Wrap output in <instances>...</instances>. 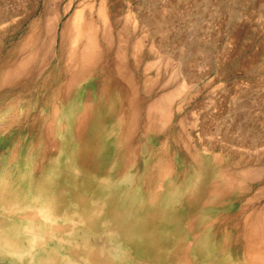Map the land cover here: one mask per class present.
I'll use <instances>...</instances> for the list:
<instances>
[{
  "label": "rangeland",
  "instance_id": "374dc122",
  "mask_svg": "<svg viewBox=\"0 0 264 264\" xmlns=\"http://www.w3.org/2000/svg\"><path fill=\"white\" fill-rule=\"evenodd\" d=\"M39 25L52 27V54L62 46L65 57L100 56L90 75L110 45L128 79L122 88L134 93L121 122L113 109L107 125L130 123L131 138L117 136L136 147L114 146L123 158L112 166L125 171L104 184L78 164L72 133L49 136L48 153L35 157L21 148L22 125L8 132L0 119V264H264V0H0L2 52ZM78 98L38 102V125L60 119L62 129L81 125L92 138L94 117L78 115L86 104ZM145 108L176 143H167L159 178L142 167L159 142L141 147ZM174 146L183 159L176 164ZM247 231L253 236L243 242Z\"/></svg>",
  "mask_w": 264,
  "mask_h": 264
},
{
  "label": "bare ground",
  "instance_id": "6f19581e",
  "mask_svg": "<svg viewBox=\"0 0 264 264\" xmlns=\"http://www.w3.org/2000/svg\"><path fill=\"white\" fill-rule=\"evenodd\" d=\"M43 8H44L43 13H46V15L48 16L49 14H47V13H49V11L47 12V7L46 8L43 7ZM100 11H101V9H100ZM76 13L78 16V12H75V14ZM75 18H76V15L74 16V20H75ZM47 19H49V18L47 17ZM73 26H74V24H73ZM86 27H84V28H86ZM74 28L76 29V27H74ZM80 29H81V27H80ZM92 29H93V27H92ZM84 30H86V29H84ZM87 31H88V29H87ZM95 31L96 30H94V32ZM94 32H93L94 38H92V40H94V39L96 40ZM96 32H98V31H96ZM76 33H77V31H76ZM86 35H87V32H86ZM87 37H89V36L87 35ZM73 39H75V38H73ZM71 42H72V39H71ZM89 42H90V40H89ZM92 43H94V42H92ZM89 44L90 43H88V45ZM106 45H108V44H106ZM4 46L5 45L3 43L0 44V119H2V121H4V122H7L6 128L8 129V132L14 131L13 127L16 126L15 124L19 123L23 126V127L21 126V130H19L20 134L22 135L20 140H19V142L21 143V148L25 151L26 150L31 151L35 157H36V155L40 156L41 153H42V156H44L45 154L48 153V147H50L48 145V143H50L49 142V136L51 137V136H54L56 134H62L64 132L68 131L69 133H72V136L74 137V139L79 143V148L76 151V155H77V162L80 166H82L81 167L82 170L84 167V169L86 168V170H88L89 173L98 174L99 179H101V181L104 184H108V183H110V181H114L119 176H121L122 173H124L125 169L123 167L119 168L120 166L117 168L112 166L113 164L115 165L116 161H118L120 158H123L122 154L118 153L119 151L115 147H117L118 145L119 146L120 145L121 146L122 145L123 146L129 145L130 148H133V146H135L134 142L126 140L124 138V136H123V139L126 141H123L121 139L122 135H124V134L127 135L128 130H132L131 129L132 127H129V128L127 127V126H129L130 123L128 125L125 124L124 126L127 125L126 126L128 128V130H127L126 127L121 125V127L119 129L120 132H119V131L115 130V126L114 127L112 126V128H110L111 125H107V122L109 119L108 118L109 114L113 109H114L113 113H114V116H116L117 123L119 124V122H121L122 119H120V116L123 115V113L125 112L126 108L128 107V103L129 102L131 103V101L128 100L127 96H128V94H131V92L133 90L129 93L130 87H128V85H126L127 86V88H126V86L124 84L125 89L128 90L127 91L128 93H126V92L123 93V90H125V89H123L124 87H123L122 83H123V81L125 83V81L126 80L128 81V79H124L125 78V75H124L125 72H121V70H120L119 65L121 63L119 65L117 64L118 62L116 60H118V58L112 57L113 55L109 51L110 45H108L109 48L107 47V48H104L102 50L104 60H103V63L99 66L101 71L99 69H96V71L92 75L89 74V70L91 68V65L95 66L96 63L98 62V58L100 56L95 55L96 53H88V51H89L88 48L90 47V45L87 48L88 51L77 54L76 59L73 56L71 57L72 51H71V53H68L70 56L68 55L65 57L63 55L64 51H63L62 46H59V48L57 49V52L55 54H52L51 50H54L55 48H54V40L52 37V27L49 25L45 26L44 28L39 25L38 30H32L31 34L24 36L21 39V41L18 42V44L16 46H14L13 48H11L7 51L4 50L2 52L1 50L4 48ZM73 46L76 47L75 44ZM83 46H84V43H83ZM92 46H93V44H92ZM81 48L83 50L85 49V47L84 48L81 47ZM70 49L73 50L72 48H70ZM84 51H86V50H84ZM114 52H113V54H114ZM117 54H119V53L117 52ZM98 55H99V53H98ZM114 56H115V54H114ZM116 56L119 57L118 55H116ZM90 59H92V60L89 61ZM120 59L121 58H119V61H120ZM122 62H123V60H122ZM126 73H128V72H126ZM126 75H129V74H126ZM102 77H103V79H105V81H104L105 84H102L101 87L99 85L96 86L97 85L96 82L101 80ZM128 77L129 76H127V78ZM132 84H134V83H132ZM82 85H84V88L81 91L82 93L80 92L79 98H78V95L75 92ZM131 88H132V86H131ZM46 90H49L48 95H45V94L43 95V93ZM87 92L89 94H87ZM132 93H134V92H132ZM132 96H130V97H132ZM77 98L79 99V102L83 103V104L86 100V104H84L86 106V109H85L84 105L79 106V107L77 106L78 107L77 109H79L78 115H83L85 110H86V113L88 111L94 117V119H93L94 136L92 138H84L82 136V133H81L82 126L81 125H78L77 127L72 126L70 128V130L67 128H66V130L64 128L62 129L60 127V125L58 124V123H60V119H51L50 118V122H49L48 121L49 119L47 118L46 121L44 122L45 126L43 128L38 125L37 122L40 121L42 115H44V112H41V111L36 112L34 114L35 111H33V110L38 106V102H44V104L46 106L47 105H49V106H54V105L66 106L72 99L73 100L71 102H76ZM134 99H135L134 101L137 100L136 98H134ZM146 106H148V105H146ZM152 106H153V103L151 105V108L154 109L153 107H155V106H153V107ZM156 106L159 109H161L163 107V105L160 106L159 103L156 104ZM164 106H166V105H164ZM166 107H168V106H166ZM32 111H33V113H32ZM147 111L148 112L151 111V113L149 112L150 118L148 119V117H147L144 120V123L142 124L140 131H138V133H137L139 135L141 141H142L141 147H144V145L147 141H148V144L151 143V141H155V140H159V142L155 141L158 143H157L156 150H154L153 152H151V151L153 150L154 146L151 147V149L149 148V151H147L148 147L144 148L143 152L147 151V152H145V156H146V153H148V154L142 160V167L144 170H146L148 166H149V168L153 167L152 170H147L149 177L152 178L155 176L156 178H159L158 175H160V174H158V171H157V170H159L158 167H160L162 165L163 159L165 156H166V158L169 159L168 152L166 151L167 150V143L172 142L173 145L176 143L173 141H167L166 140V137H165L166 134L161 133V132H163V131H161V130H163L162 129L163 127L160 126L161 127L160 128L159 126H157V123H156V122H159L160 119H155V118L152 119L151 114L153 111L151 109L147 110ZM162 112L163 111H161V113ZM164 112H166L165 109H164ZM167 112L169 113V109ZM135 113H136V111L134 112V114ZM52 116H53V118L60 117L59 111L53 112ZM126 116H123V117L126 118ZM159 116L160 117L162 116L164 118L163 115H159ZM166 117H168V116L166 115L165 118ZM166 119H168V118H166ZM126 120L127 119H125V122H126ZM16 122H18V123H16ZM126 123H128V122H126ZM135 123H136V125L132 123V126L134 125L136 128H138L140 126L139 122H138V118H137ZM122 124H123V122H122ZM104 132L107 135V138L105 137L106 139H103ZM118 132H119V135H121L120 138H119V136H117ZM129 133H130V131H129ZM174 133H176V132H174ZM109 135H110V137H109ZM128 135L131 138L132 133H130ZM128 135L126 137H129ZM130 138H127V139H130ZM170 138L173 139L174 134H172ZM33 141L35 143H33ZM53 141H54V139H53ZM136 145H138V144H136ZM113 148H115L118 152H116L115 150H112ZM176 148L174 146L175 153H177V160L175 159L174 164H176L177 162L183 161V159L180 156L181 153L179 154V150H178V148L177 149ZM123 154H124V156H126V152H124ZM129 154H130V152H129ZM137 154H141V152H139V153L135 152L132 155V158L133 159L137 158ZM178 157H180L179 160H178ZM180 165L184 167L183 164H180ZM33 166H34V164H33ZM107 166H110V167L108 168ZM130 166H132V164H130ZM167 169H168V167H167ZM39 177H40V175H39ZM24 181H26V180H24ZM45 181H46V179H45ZM53 185H54V183H53ZM20 188H22V187H19V189ZM91 188H93V187L91 186ZM53 190H54V188H53ZM17 192L19 194L20 190ZM28 192H30V191H28ZM147 195H148V193H147ZM49 201H51V200H49ZM26 202H28V201L26 200ZM45 204H47V203H45ZM50 204H52V203H50ZM213 228H215V227H213ZM213 230L216 231V229H213ZM216 233L217 232H214V234H216ZM251 234L252 233L250 231L245 232L243 235L241 234V236H243L242 241L244 242V240H247L248 237H250V236L252 237L253 235H251Z\"/></svg>",
  "mask_w": 264,
  "mask_h": 264
}]
</instances>
